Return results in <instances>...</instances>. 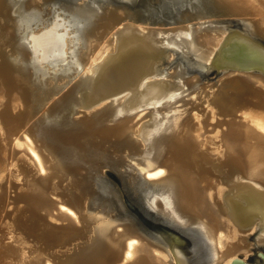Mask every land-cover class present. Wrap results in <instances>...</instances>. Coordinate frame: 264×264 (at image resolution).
Wrapping results in <instances>:
<instances>
[{"label": "bare ground", "instance_id": "6f19581e", "mask_svg": "<svg viewBox=\"0 0 264 264\" xmlns=\"http://www.w3.org/2000/svg\"><path fill=\"white\" fill-rule=\"evenodd\" d=\"M52 1L0 0V264H264V0H192L198 23L168 28L77 0L66 40ZM125 163L184 236L113 214L100 174Z\"/></svg>", "mask_w": 264, "mask_h": 264}, {"label": "rangeland", "instance_id": "374dc122", "mask_svg": "<svg viewBox=\"0 0 264 264\" xmlns=\"http://www.w3.org/2000/svg\"><path fill=\"white\" fill-rule=\"evenodd\" d=\"M79 1L80 0H78V2ZM83 1H88V0H83ZM104 1H106V0H104ZM108 1H110V3L116 4V5H119V6L123 4V5H126L128 7H131L134 4L135 5H138V3H140V4H142V3H148L147 5H149L150 7L153 5V7H152L153 10H151L149 8H144L143 11L140 10V13L138 11H136L133 7H131V8L134 9V11L137 12L138 15H140V16H142L144 18L152 19L153 22L156 23V26L159 25V26H163L165 28L177 26V24L179 25L180 23H182V21H184L183 18H185V20L190 19L186 23H191V24L198 23L197 20L195 19V15L192 14L193 12H190L191 14H189V10H192V8L194 9V6L196 7V5H198L197 3L194 4V2L192 0H166L167 3L164 2V3H166L164 5L161 4V3H163V0H157V1L156 0H108ZM70 3L75 5V4H77V0H53L52 2L49 3V5H48L49 7L47 6V9H48L49 13L46 14V17L49 16L48 17L49 18V21L50 22L53 21L52 25L54 24V22H56L57 25H61L60 29L64 33H66L65 40L67 38H69L70 35H73V34H70L71 31L69 29H67V30L64 29L65 27H67V24L64 22V20H65V12H62L63 5L64 4H70ZM93 3L96 4L97 6H100L101 4H104L103 0H94ZM11 4L12 5L10 6L11 7L10 15L11 16H14V17L21 18V16L23 15L22 10L23 11L25 10V12H26V9H22L21 8L23 6V3H19V4H16V5L14 3H11ZM106 5H108V4H106ZM51 7H53V8H51ZM18 8H20L21 10L18 9ZM12 9H13V11H12ZM16 9H18L17 12L16 13H13L14 11H16ZM187 11H188V13H187ZM184 13H185V16H184ZM50 15H51V17H50ZM186 15H188V16H186ZM181 16H182V18H181ZM215 19H218L220 21L221 20L222 21L225 20L226 22L228 21L227 23L231 26V28H234V29L240 28L241 25H242V23L240 22V19L237 18V17H235V16H223V17L222 16H219V17L218 16H214V17H210V18H205L204 21H211V20H215ZM178 20H179V22H178ZM164 23H165V25H164ZM34 24L32 25V27L29 26V28L32 29L33 26H34ZM169 24H170V26H168ZM240 29H242V28H240ZM31 34L38 35L39 33L31 32ZM73 37H74V35H73ZM25 42L28 44V41H25ZM30 43H31V40H30ZM28 48H30V47L28 46ZM64 49H65V45H64ZM36 54H37V56L39 55L38 57L44 63V65L53 64L57 60L55 58H52V56L50 58H47L46 60H44L42 58V56H41L42 55V49H39L38 52H36ZM30 57H31V55H30ZM194 59H196V58H194ZM31 61H32V57L30 58V60L28 61V63H33V61L32 62ZM57 63L59 65L60 64H64V62H60V61H58ZM179 65H181L183 67V69H185V71H187V72L190 71V73H194V74H198V75L202 76V78L205 81H207V80L215 81L219 77L218 76V73L216 71L209 70V67L205 63H203V62H200V65L197 66L198 69H196V68L193 69V67H194L193 65L194 64L192 62H190V60H186V58L183 57V56L179 60ZM45 70H48V69H45ZM196 70H198V71H196ZM16 88H17V90L19 92L21 91V88L19 86H17ZM66 88H64V90ZM58 96H59V94L58 95H55L54 98H57ZM52 101H53V99H52ZM50 103L51 102H49V104ZM48 107H50V106H44L42 109H40V111L38 110L37 113L35 114V120L38 119V118H40V117H42V115L44 113V110L46 108H48ZM50 119H52L54 121V119H53L52 116L50 117ZM123 167L124 168H121L118 171L117 170H114L112 167L105 168L104 169L105 172L100 174V176L102 177L101 179L103 181H105L107 183V185H109L110 187H112L114 190L119 191L118 189L120 188V186H122V187H125L126 188V190L129 193L128 195H134V194L137 195V193L139 194V191H141L142 189L140 188V190L138 191L137 190L138 189L137 188L138 186L135 187L134 185L129 184L128 181L124 178V173H126L125 171H128L129 170L127 163H125V165ZM111 176L113 178H111ZM97 179H99V177ZM94 183L97 184L96 181H94ZM118 198H119V196H118ZM120 201H121V199H120ZM122 204L124 205V203L120 202L119 205L117 204L115 206L116 208H115V211L113 212V214H115L116 211H117V214L123 213V211L125 210L124 209L125 208L124 207L125 205L123 206ZM149 211L153 213V216L156 217L157 220H160L159 222H157L158 224H154L156 226L150 225L149 228H151L150 229L151 234L153 236L157 237L158 239H161L163 242H167V238H168L169 235L167 233H163V231H162L163 230L162 227H164L163 226V223L168 222L166 225H168V224L169 225H173V223L171 221H169L167 218L161 217L160 215L156 214L155 211L153 210V207H151L149 209ZM127 217H130V216L128 215ZM140 226H141V228L142 227L143 228L145 227L144 225H140ZM160 226H161V229H159ZM179 230H180V232L177 231L179 234L183 235L185 233V231L183 229L182 230L179 229ZM6 241L8 242L10 240L7 239ZM261 250L264 251V247H262ZM256 252H257V250H255L253 252V255H257ZM189 257L194 258L192 256H189Z\"/></svg>", "mask_w": 264, "mask_h": 264}, {"label": "water", "instance_id": "95a60500", "mask_svg": "<svg viewBox=\"0 0 264 264\" xmlns=\"http://www.w3.org/2000/svg\"><path fill=\"white\" fill-rule=\"evenodd\" d=\"M131 7H133L138 12H140V10L143 11L144 8H149V9L153 10L152 6L150 7L149 5H147V3H142V4L138 3V5L134 4ZM190 62H192L193 64L194 63L197 64V62H195L194 60L193 61L190 60ZM112 176H111V178H113ZM137 188H138L137 189L138 191L140 190V188L142 189L141 191H139V194L137 193V195H135V194L134 195H128L129 194L128 191L126 190L125 187H122V186H120V188L118 189L119 191L115 190V192L117 191L116 193L119 194V196L121 197L120 198L121 202L124 203V205H125V210L121 214H123L124 216L129 215L139 225H144L145 226L144 228L150 229L149 228L150 225L156 226L154 224H158L157 222H159L160 220H157V218L153 216V213L149 211V209L152 206L149 203H147V201H145L146 191L144 189H146V188L144 186H141V185ZM166 224L167 223H163V226H164V227H162L163 231H165L166 228H168L169 231L173 230L174 233L181 236V234H179L177 232V231L180 232L179 229H173V227H171V225H169V224L166 225ZM170 227L172 228L171 230H170ZM159 229H161V226L159 227ZM197 258H198L197 256H195L194 258L189 257V259L192 260L193 262L197 261Z\"/></svg>", "mask_w": 264, "mask_h": 264}]
</instances>
